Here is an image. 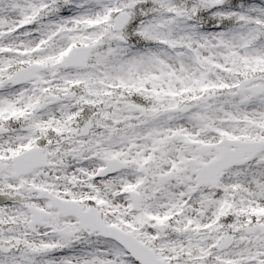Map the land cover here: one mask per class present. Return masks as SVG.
I'll list each match as a JSON object with an SVG mask.
<instances>
[{
  "label": "snow or ice",
  "instance_id": "obj_1",
  "mask_svg": "<svg viewBox=\"0 0 264 264\" xmlns=\"http://www.w3.org/2000/svg\"><path fill=\"white\" fill-rule=\"evenodd\" d=\"M0 264H264V0H0Z\"/></svg>",
  "mask_w": 264,
  "mask_h": 264
}]
</instances>
